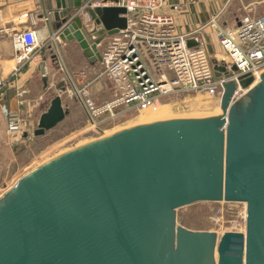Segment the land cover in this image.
Returning a JSON list of instances; mask_svg holds the SVG:
<instances>
[{"label": "water", "instance_id": "95a60500", "mask_svg": "<svg viewBox=\"0 0 264 264\" xmlns=\"http://www.w3.org/2000/svg\"><path fill=\"white\" fill-rule=\"evenodd\" d=\"M88 1L47 0L40 16L48 13L60 43L76 41L95 62L105 37L127 27V10L87 7L67 23ZM208 48L213 55V45ZM46 49L59 61L54 43ZM213 62L216 75L228 73ZM39 67L47 86L48 59ZM235 88L226 84L221 115L134 126L27 172L0 197V264H264V73L230 105ZM68 113L56 95L34 134ZM198 201L246 203V232L220 237L179 225L177 209Z\"/></svg>", "mask_w": 264, "mask_h": 264}, {"label": "built area", "instance_id": "2783aa9c", "mask_svg": "<svg viewBox=\"0 0 264 264\" xmlns=\"http://www.w3.org/2000/svg\"><path fill=\"white\" fill-rule=\"evenodd\" d=\"M165 5L166 0H89L70 16L67 23L87 7L120 6L127 10V27L108 36L100 50L102 75L112 82L115 96L109 101L96 103L90 91L94 80H87V72L81 70L72 74L74 77L69 74L74 85L72 88L96 129L100 130L102 124L113 122L131 110L157 107L159 102L174 95H210L221 104L226 84L234 82L236 88L230 100L231 105L255 85L251 83L243 87L241 78L252 76L257 81L264 69V13L256 17L244 15L238 18L234 26L227 25L220 20L219 15H215L203 26L178 33L174 16L164 10ZM44 18L50 21L48 13ZM2 25L3 14L0 9V42L4 36L10 39L15 59L11 71L4 73V76L0 46V99L7 97L12 80L18 77L28 62L40 60V52L50 43L57 47L61 42L59 30L41 39V34L32 27L5 28ZM195 37L199 43L189 47L188 39ZM214 37L219 40L221 51L212 55L208 45L214 43ZM213 58L219 64H224L228 73L216 75ZM119 107L124 109L117 112L116 108ZM4 109L7 132L22 136L25 129L20 113L7 109V106ZM220 213H224L223 209ZM244 226L246 232V222ZM233 231L240 229L236 227Z\"/></svg>", "mask_w": 264, "mask_h": 264}, {"label": "rangeland", "instance_id": "374dc122", "mask_svg": "<svg viewBox=\"0 0 264 264\" xmlns=\"http://www.w3.org/2000/svg\"><path fill=\"white\" fill-rule=\"evenodd\" d=\"M235 4L233 7L232 4L230 5L232 8H227L224 16V20H229L228 23L232 26L237 22L231 19V17H235L232 16L234 12H236L234 15H238L240 19L244 15L256 17L264 13L263 4L260 5L257 12L245 8L238 9L240 0H237ZM220 20L224 22L222 18ZM46 35L48 37L50 34L42 33L41 39H45ZM108 38V36L105 37L106 41ZM8 49L9 54L12 48ZM220 51L221 49L218 50V52ZM59 65H54L52 72L48 75V85L45 86L39 64L36 61L35 63L28 62L18 77L13 79L10 84V101H7L6 98V101L0 100V197L27 172L77 147L111 138L124 129L165 119L173 120L193 113L222 114V105L217 98L202 94L197 97L179 94L163 101L157 110H131L118 116L113 122L107 121L101 125L100 129L104 131L102 132L93 126L86 114L72 88L74 85L69 78L68 71L65 68L62 69L63 63L60 67ZM86 72L87 80H94L90 85V91L93 83L98 80L109 86L110 80L102 75L103 65L100 61L97 63V71L93 76L89 71L86 70ZM3 75L5 76L4 70ZM70 76L74 77V75ZM61 82H65L66 91H62ZM58 94L62 95L64 107L69 110V113L54 128L47 130L43 135H35L34 131L38 126L41 114L49 108L51 100ZM12 99L15 100L13 106ZM105 99L104 101L94 100L96 103H103L111 98L107 96ZM6 106L7 109L17 110L20 113L24 131L28 132L27 137L15 136L7 132L6 110L4 109ZM122 109L124 107L116 108L117 112ZM222 209L224 213L218 214ZM217 217L220 219L217 220ZM245 218L247 219V204L244 202L198 201L177 209L179 225L191 230L214 231L220 237L226 231L235 230L236 227L240 230L245 228Z\"/></svg>", "mask_w": 264, "mask_h": 264}, {"label": "crops", "instance_id": "0c3cea01", "mask_svg": "<svg viewBox=\"0 0 264 264\" xmlns=\"http://www.w3.org/2000/svg\"><path fill=\"white\" fill-rule=\"evenodd\" d=\"M45 1L47 0H0V9L2 10L3 14L2 26L5 28L16 26L22 29L32 27L36 29L41 35L42 33L46 32L51 34L54 31V22L47 21L45 18H42L40 16L43 11H46ZM235 3H237V0H166L164 10L168 13L173 14L175 19V30L178 33H185L187 31L205 25L215 15H219V18H222L224 23L229 24V20H224V16L226 14L225 12H227V8L230 7L231 4V6L233 7ZM262 4L264 5V0H240V6L238 9L245 8L257 12L260 9V5ZM235 13L236 12H234V14ZM234 14L232 16L235 17H231V19H234V21H238V15L236 16ZM214 38V43H212L213 48L214 50H220V42L218 39H216V37ZM105 43L106 39L101 42V45H99L100 50H102V45L104 46ZM0 46L2 52L1 56L3 70L4 73L7 74L11 71L12 67L15 64L13 51L11 50L9 54L7 52L9 50V47L12 48L10 39L4 36L1 39ZM56 48L57 51H59L60 55L59 59H57L59 61L52 62L50 59V54L45 48L40 52V60L38 58L36 63L40 64L43 59L47 58L49 61L50 72H52V68L54 67V65H61L63 63L64 66H62V69L64 70L65 68L70 75L75 74L81 70H87L93 76L97 71V63L99 61H89L76 41L59 43ZM5 64L7 65L5 66ZM91 95L95 100L104 101L106 100L105 98L107 96L110 98L115 96V89L111 81L108 86L103 81L98 80L95 81L91 87ZM5 98L7 99V101H10L9 89L8 95ZM5 98L0 100L6 101ZM13 101L15 102V100L12 99V106L14 105Z\"/></svg>", "mask_w": 264, "mask_h": 264}, {"label": "bare ground", "instance_id": "6f19581e", "mask_svg": "<svg viewBox=\"0 0 264 264\" xmlns=\"http://www.w3.org/2000/svg\"><path fill=\"white\" fill-rule=\"evenodd\" d=\"M216 52H218V50H215V51H214V54H215ZM263 73H264V69L262 70V72H260L257 81H256V80H253L252 83H255V85H256L257 83H259V82L262 80V75H263ZM209 96H210V95H209ZM212 97H213V96H212ZM162 103H163V101H162L161 103L159 102V104L157 105V107L146 108V109H144V110H142V111H146V110H148V109H154V110H157V109L161 106ZM217 106H219V105H217ZM221 111H222V108H221ZM166 120H167V119H165V120H160V121H166ZM156 122H158V121H156ZM149 123H150V122H149ZM151 123H154V122H151ZM145 124H148V123H145ZM240 231L243 232V233H245V228L243 227V229H241Z\"/></svg>", "mask_w": 264, "mask_h": 264}, {"label": "flooded vegetation", "instance_id": "af4514ba", "mask_svg": "<svg viewBox=\"0 0 264 264\" xmlns=\"http://www.w3.org/2000/svg\"><path fill=\"white\" fill-rule=\"evenodd\" d=\"M7 190H8V189H7ZM7 190H6V191H7Z\"/></svg>", "mask_w": 264, "mask_h": 264}]
</instances>
